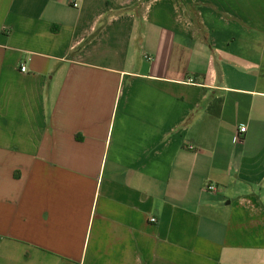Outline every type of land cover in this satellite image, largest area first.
Listing matches in <instances>:
<instances>
[{"label":"crops","instance_id":"1","mask_svg":"<svg viewBox=\"0 0 264 264\" xmlns=\"http://www.w3.org/2000/svg\"><path fill=\"white\" fill-rule=\"evenodd\" d=\"M0 264H264V0H0Z\"/></svg>","mask_w":264,"mask_h":264},{"label":"built area","instance_id":"2","mask_svg":"<svg viewBox=\"0 0 264 264\" xmlns=\"http://www.w3.org/2000/svg\"><path fill=\"white\" fill-rule=\"evenodd\" d=\"M73 5L77 6L78 3L77 2H73ZM21 70L22 71H26L27 70V67L25 64L21 65ZM246 130V127L245 126H242L240 127V132H244ZM194 146H191V148H193ZM206 190L208 191H211V192H214V191H217L218 190V186L215 184V183H207L204 187ZM151 221H155L156 218L155 217H151L150 218Z\"/></svg>","mask_w":264,"mask_h":264}]
</instances>
